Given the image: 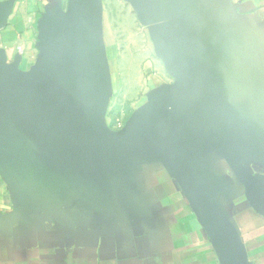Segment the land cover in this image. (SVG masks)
<instances>
[{"label": "water", "instance_id": "95a60500", "mask_svg": "<svg viewBox=\"0 0 264 264\" xmlns=\"http://www.w3.org/2000/svg\"><path fill=\"white\" fill-rule=\"evenodd\" d=\"M16 0H0V32ZM149 29L174 81L122 127L105 119L109 67L103 0H66L38 22L34 62L10 61L0 35V173L34 198L72 196L100 214L129 215L137 169L162 163L205 227L221 264H252L231 216L234 186L264 216V118L230 0H125ZM222 158L231 181L214 166ZM26 196V197H27ZM228 199L229 203H225Z\"/></svg>", "mask_w": 264, "mask_h": 264}, {"label": "crops", "instance_id": "0c3cea01", "mask_svg": "<svg viewBox=\"0 0 264 264\" xmlns=\"http://www.w3.org/2000/svg\"><path fill=\"white\" fill-rule=\"evenodd\" d=\"M58 3L66 0L15 1L0 32L11 59L19 54L29 68L39 19ZM230 3L228 18L246 46L251 87L264 118V0ZM152 76L163 83L160 74ZM0 178V264H221L181 186L160 162L135 172L129 215L85 210L70 195L28 197L1 173ZM239 201L231 216L252 264H264V216L248 205L238 207Z\"/></svg>", "mask_w": 264, "mask_h": 264}, {"label": "rangeland", "instance_id": "374dc122", "mask_svg": "<svg viewBox=\"0 0 264 264\" xmlns=\"http://www.w3.org/2000/svg\"><path fill=\"white\" fill-rule=\"evenodd\" d=\"M100 33L110 78L105 119L111 127L119 129L134 111L147 102L153 90L173 82L174 78L158 57L148 27L138 20L129 2L103 0ZM34 52L33 61L37 54L36 48ZM27 65L22 62L20 67L27 69ZM153 73L164 77L163 83L156 81ZM214 166L219 172L230 177L232 182L235 181L232 171L222 158H217ZM249 166L253 173L264 174L258 163L251 162ZM232 194V202L228 207L232 208L235 200H240L238 207L247 204L242 186L235 185ZM224 202L229 203V200L224 199Z\"/></svg>", "mask_w": 264, "mask_h": 264}]
</instances>
